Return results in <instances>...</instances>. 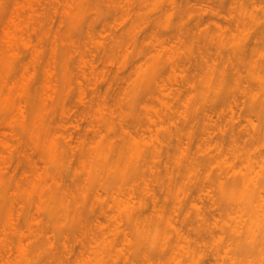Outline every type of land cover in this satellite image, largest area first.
<instances>
[{
    "label": "rangeland",
    "instance_id": "1",
    "mask_svg": "<svg viewBox=\"0 0 264 264\" xmlns=\"http://www.w3.org/2000/svg\"><path fill=\"white\" fill-rule=\"evenodd\" d=\"M138 1L0 0V123L3 125L0 127L2 126L1 128L7 132L5 136V132L3 134L0 131V154L5 156L8 162H4V157L0 156V159L6 166L12 158L10 163L13 166L9 163V167L11 165L14 168L11 172L12 168L7 166L6 171L0 163V167L2 166L0 168V264L247 263V256L239 244L241 239L244 240L245 233L250 238L254 234L257 237L256 229L259 226L257 227L256 211L262 207L261 205L258 208L262 204L259 198L250 202L247 197L254 183L257 182L259 189L264 187V10L255 7L256 9H252L254 11H250L252 6L247 2L241 7L247 9L244 11L238 9L240 14L236 11L237 8L231 11L229 6H226L229 12H224V9L222 14L230 15L227 17H231V20L225 21L226 17L223 18L224 20L217 17L214 19L212 15L210 17L207 9L209 7H206L203 13L201 7L204 6L205 9V6L212 2L207 0L206 2L209 3L206 4L205 0H202L201 2L205 3L203 6L201 3L199 8L203 13L201 19L205 24L210 17L212 19L210 24L213 25L210 26L208 22L206 25L210 30H206V25L201 22L202 27L198 25L200 29L198 28L197 32L203 27L206 28L202 29H205L203 32H206L204 34L201 31L202 35L200 32V35L197 33L196 38L194 34L196 30L194 29L193 33L192 28L194 26L197 28L200 21L195 24L196 19L193 18L194 23L190 16L198 17L196 8L199 0L194 3L197 4L194 8L197 13L194 9L187 12L185 3L184 9L187 13H183L185 10H180L183 0ZM192 2L189 4L191 7ZM226 4L230 5V1ZM261 5L264 6V3ZM234 11L239 14H235ZM189 12L195 15H189ZM206 13L209 16L204 15ZM228 20L233 22L229 23ZM219 22H222L221 27L223 23L230 24V31L225 32L227 28L229 29L226 24L223 26L225 30L221 28L219 31L215 25ZM107 23L112 25L110 24L109 27ZM113 25H116L115 28H112ZM107 26L113 30H107ZM211 27L216 31H213V28L211 30ZM139 29L140 32L137 33ZM181 30L186 33L182 32L185 37L182 36L180 41L173 36L171 41L167 39L171 33ZM190 32L195 38L188 37V34L191 35ZM165 39L171 44L167 40L165 44ZM173 39L176 41L173 42ZM162 41L166 47L158 46ZM197 43L198 46L200 45L199 50ZM254 43L256 52L251 50L254 46L251 49L249 47ZM238 45L242 46V49ZM243 45L249 47L244 49L245 54H243L245 52ZM201 46H206L207 49L205 47V50H202L204 47ZM208 48L209 52H212L208 54L214 53L215 58L219 55L217 61L214 56L209 57L210 55L205 54ZM239 48L244 52L241 53ZM258 48L263 51V55ZM248 50H251L252 54ZM233 53L236 57L239 54L245 57L244 61L242 60L243 64H240L241 67L238 65L240 71L235 75L233 71L235 73L237 70V67L235 68L237 61L234 63L231 58L226 60V57L233 56ZM205 55H208L207 59L211 58L213 62L207 63ZM107 56L110 58V63ZM91 58L94 62L90 64ZM229 61H232V65L228 63ZM83 62L89 63L85 66ZM214 64H217L216 69L211 70L210 67ZM82 66H85V71ZM93 67H96L97 72ZM90 68H93L95 74L101 73V76L106 72L103 74L105 79L99 76L100 74L94 75ZM238 74L239 78H236ZM108 75L109 80L106 77ZM95 76L101 78L97 79ZM210 77L216 86L217 84L220 86L216 97L209 93L208 85L212 82ZM94 81L99 82L93 83ZM108 83H111L110 89L109 86L107 87ZM93 86L96 90L94 92L102 93L100 95L103 98L99 97L101 101L103 99L105 109L100 110L99 107L103 104L99 101L98 95L92 92ZM83 93H87L85 97ZM87 98L92 100L88 101L91 105L84 103ZM80 99H83L82 102ZM236 103H240L239 106ZM88 104L90 107L85 106ZM258 104L263 105L262 109H259ZM171 106L174 107V111L169 108ZM233 106L241 108V110L237 108L240 111L234 108L237 115L233 112ZM167 108L172 113H169ZM68 109L70 111H66ZM81 111L84 113L86 111L92 116H85L86 113H82L84 119ZM248 118L256 124V132L253 131ZM74 119L81 120V124L72 123ZM71 120L74 121L70 123ZM89 121L96 122L100 127L95 123V127L89 125ZM4 123H10V127L7 124L5 129ZM64 123L65 125H62ZM78 123L81 125L80 129L75 127ZM147 125L151 127L149 132L151 129L153 132H144V130L148 131ZM231 127L245 130V133L241 131L244 134L240 133V139L246 140L245 148H249L251 154L255 155V163L251 169L246 168L247 161L240 164L239 160L235 168H232L230 165L234 164L233 155L223 154L220 147L216 150L213 148L218 144L216 139L221 129H224L223 132L221 130V135L224 133L223 143L227 145ZM246 127L249 129H247L248 133L255 134L253 143L249 141L251 133H247ZM90 128L97 129L94 130L95 134L100 133L95 135ZM188 128L187 132L195 129L192 138L194 142L199 139L195 142L198 146L192 143V139L190 144H187L188 133L184 131ZM214 129L216 134L213 133ZM211 132L213 136L215 135L216 141L211 137ZM143 133H146V136ZM147 133L150 135L148 136ZM179 136L183 137L181 140L185 138V143L190 146L188 152L184 148L187 147L184 141L178 144ZM206 136L205 140L210 141L208 144L213 141L217 144L212 143L206 147L207 143L204 141L205 145H203L202 140ZM66 137L71 143L66 141ZM162 139L166 142H161L162 144L157 142ZM164 143L165 146L170 145L165 147ZM174 143L178 145L175 146ZM180 143L181 146L185 144L182 150L179 148ZM159 145V148L162 145L164 148L160 149L161 155L159 153L160 156L155 157L156 160L161 157L158 165L155 158L148 155L146 166L143 164L145 170L141 168L143 173L138 171L133 174L132 170H128L127 162L125 163L128 155L137 152L140 154L143 151L154 152ZM177 146H179L178 150L175 149ZM203 146L207 149L204 150ZM69 148L75 150V153ZM167 149L168 155H166ZM7 150L13 152L11 156L8 155L9 160L6 157ZM207 150L214 153L210 154ZM183 152L188 155L185 157ZM205 152L209 155L206 156ZM16 154L17 156L19 154V158ZM119 154L123 156L122 161L125 160L124 164L122 162L123 166H120L121 170L123 167V171L115 167L117 163L121 164V161L118 162L122 157L118 158ZM109 156L115 164H110L111 161L107 163ZM166 160L167 162H164ZM152 163L154 165L151 166ZM164 163L172 169L170 174L173 178L169 183L170 175ZM109 166H114L112 168L120 171L115 173L114 169L116 175L119 173L118 176L113 174L116 177H111L113 170H109ZM241 174H245V178L249 179L251 184L247 186L242 183L234 184L235 189L231 188L230 184L220 186L221 181L229 183L234 177L241 178ZM59 183L67 189L66 198L63 197L65 190L58 186ZM132 187L135 189V194ZM126 188L132 191L128 192ZM119 189L125 192L127 190V197L123 196L126 198L120 199L117 195ZM151 191L156 193H152L155 195L152 199L155 198V202L159 199L156 206L154 201L151 202ZM54 195H58V200L53 199ZM95 195L102 199L105 211L110 210L109 212L114 214H109L110 216L117 215L111 216L112 222L113 218L114 220L118 218V221L115 220L118 224L123 222L125 230L127 229L126 235L122 227L118 232L115 230L116 222L114 221L113 224L110 218L104 221L105 224L112 226L109 227L111 229L106 226L109 232H101L103 238L101 234L98 238V234L95 233L97 230L93 231L95 235L90 234L87 227H91L99 213V207L97 209L96 206L100 200L97 201ZM131 195L132 198L135 197L132 199ZM61 196L65 199L64 203L68 200L66 206L71 203L67 211L63 208L65 204L61 202ZM129 197L132 199L131 202L128 201ZM82 198L87 203H83L84 200L80 202ZM179 200L183 206L175 211L179 213L176 214L178 223L173 217L175 215L173 210L176 206L180 207ZM76 201L80 202V206L81 203H94V210L90 212L87 208V211L84 212L83 209V213L78 214L76 211L80 206L76 203L75 208H72ZM59 202L63 205L60 206ZM254 202H257L256 206ZM107 211L106 214L104 213L105 218L110 217ZM77 216L81 217L80 220ZM171 218L178 223L173 224L174 226L183 227L181 230L183 234H186L184 231L188 232L187 238L177 239L175 230L172 232L168 224ZM100 219L103 220V216ZM206 227L211 231L206 232ZM197 229L201 230V233L196 232ZM115 232L122 233L121 236L126 240L119 238L120 235ZM114 233L118 238H114L117 237ZM104 234L109 237H105ZM110 234H113L112 238ZM75 236H79L76 237L78 240L74 239ZM80 237L86 243L85 247L81 245L82 249L85 248L83 250L78 246ZM195 237L197 242L193 243ZM104 238L111 241L105 242L107 239ZM183 238L186 240L184 241ZM67 240H71L74 246L71 247V243L67 244ZM75 241L79 244L77 242L76 245ZM163 243L166 244V250L164 254H160L159 247ZM254 258H259L256 260L257 264L259 261L264 264V248L262 254L255 253Z\"/></svg>",
    "mask_w": 264,
    "mask_h": 264
},
{
    "label": "bare ground",
    "instance_id": "2",
    "mask_svg": "<svg viewBox=\"0 0 264 264\" xmlns=\"http://www.w3.org/2000/svg\"><path fill=\"white\" fill-rule=\"evenodd\" d=\"M140 1H142V0H140ZM189 1H190V0H189ZM189 1H188V0H186V1L183 0V1H182V2H183V3H182L183 6L180 5V7H181V6H182V7H181V9H180V8H179V9H180L181 11H183L182 9H184V7H185L186 5H187V6H186V8H187V9H186L187 12L190 11V10H193L194 8H196V5H197V4H194V3L198 2V1H197V0H191L190 2H189ZM192 1H194V2H192ZM201 1H202V0H199L200 5H199V3H198V5H197V8H198V9L196 8V10H197L198 13H199V15H197V16H198L197 18L194 16L195 14H191V12L188 13L189 15L194 16V17H191V16H190V18H192V22L195 23V21H194L195 19H196V23H195V24L199 23V21H200V24H197V26L199 25L200 28L202 27V26H201V22H203V20H202L201 18H202V16H203V13L206 11V7H209V8H207V9H208V11H209V13H210V14H209L210 17H211V15H212V18L214 17V19H215V17H217V18L222 19V20H224L223 18L226 17L225 21H227V19H230V20H231V17L228 18L230 15H229V16H228V15L224 16V15L222 14V11H224V9H225L224 12H227V11H228V7H226V6H229V8L231 9V11H233V10H235V8H237L236 11L239 12V11H238L239 8H240L242 11H244L245 9H247V8H241V7H242L245 3L247 4V2H249L248 4L252 6V7H251V6H248L249 8L251 7V9H249L250 11H251L252 9H256L257 7H258V9H260V10H261V9L264 10V6L261 5V3H264V0H211V1H210V2L215 3V4H212V3L207 4V3H209V2H206L207 0H205V2H206V4H207V5L205 6V9H204V6H203V3H205V2L203 1V3H202ZM208 1H209V0H208ZM229 1H230V5H229V4H226V2L228 3ZM137 2H139V1L137 0ZM188 2H189V3H188ZM191 2H192V4H193L192 7H191V5H189ZM184 3H185L186 5H185ZM187 3H188V4H187ZM201 3H202V6H203V7H201V8L203 9V13H201L202 9H201V11H199V10H200L199 8H200V6H201ZM184 5H185V6H184ZM237 5H238V6H237ZM188 6H189V7H188ZM194 6H195V7H194ZM245 6H246V5H245ZM260 6H261V7H260ZM262 6H263V7H262ZM190 7H191L192 9H191ZM246 7H247V6H246ZM255 7H256V8H255ZM259 7H260V8H259ZM240 9H239V10H240ZM123 10H124V9H123ZM180 10H178V11H180ZM184 10H185V9H184ZM186 10H185L183 13H185ZM196 10L194 9V12H195ZM124 11H126V9H125ZM124 11H123V12H124ZM181 11H180V12H181ZM197 11H196V13H197ZM236 11H234V13H235ZM252 11H254V10H252ZM255 11H256V10H255ZM187 12H186V13H187ZM224 12H223V13H224ZM228 12H229V11H228ZM228 12H227V13H228ZM169 13H170V12H169ZM181 13H182V12H181ZM183 13H182V14H183ZM192 13H193V11H192ZM231 13H232V12H231ZM239 13L241 14V12H239ZM239 13H235V14H239ZM242 13H243V12H242ZM247 13H248V11H247ZM171 14H172V13H171ZM182 14H181V15H182ZM245 14H246V13H245ZM245 14H243V15H245ZM251 14H252V12H251ZM169 15H170V14H169ZM185 15H186V14H185ZM189 15H188V17H189ZM204 15L209 16L208 13H206V14H204ZM182 16H183V15H182ZM186 16H187V15H186ZM186 16H185V18H186ZM207 16L204 17L205 20H206ZM227 16H228V17H227ZM250 16L252 17V15H250ZM210 17H209V18H210ZM232 17H233V15H232ZM237 17H238V15H237ZM183 18H184V16H183ZM193 18H195V19H193ZM209 18H208V19H209ZM235 18H236V15H235ZM208 19H207V20H208ZM214 19H213V20H214ZM219 19H217V22H218ZM187 20H189V19L187 18ZM187 20H186V22H187ZM207 20L205 21V24H204V22H203L202 24H204V25L207 24V25H208V22H209V25L212 26L213 24H212V23L210 24V20H212V19L210 18L208 21H207ZM230 20H228L229 23H230V22L232 23L233 20H234V17H233V20H232V21H230ZM235 20H236V19H235ZM238 20H239V19H238ZM215 21H216V20H215ZM206 22H207V23H206ZM211 22H212V21H211ZM236 22H238V21L236 20ZM187 23H188V22H187ZM194 23H192V24L195 25ZM219 23H220V24H219ZM219 23H216L215 25H217V27L219 28V31H220V29L223 28V26H225L226 23H225V24L223 23V26H222V27H221V23H222V22H219ZM110 24L112 25V23H110ZM110 24L107 23L108 26H109ZM234 24H235V23H234ZM193 25H192V26H193ZM204 25H203V26H204ZM207 25H206V28H207ZM227 25H228L229 29L226 27L227 30H225V29H224L225 27H224L223 29L225 30V32H227L228 30L230 31V27H231V25H230V24H226V26H227ZM229 25H230V26H229ZM108 26H107V30H113V29L108 28ZM114 26H116V25H113L112 28H113ZM199 26H198L197 28H194V27H196V26H194V27L192 28L193 30H194V29L196 30V32H195V30L193 31V33L195 32L194 34H196V36H195L196 38L198 37V36H197V33H198V35H200V34L202 35V33L205 34V32H206V31L203 32V31L206 29L205 27H203V28H205V29L202 30V29H203V28H202V29H201L202 33H201V31H199V32H200V34H199V32H197ZM232 26H233V25H232ZM236 26H238V25H236ZM109 27H110V26H109ZM114 28H115V27H114ZM200 28H199V29H200ZM212 28H213V27H211V30H212ZM188 29H189V28H188ZM192 29H190V30H192ZM208 29H209V26H208V28H207L206 30H208ZM144 30H145V28H144ZM144 30H143V31H144ZM209 30H210V29H209ZM214 30H215V28H213V31H214ZM224 30H223V32H224ZM187 31H188V30H187ZM215 31H216V30H215ZM139 32H140V29H139V31H138L137 33H139ZM182 32H184V30H183V31H182V30H181V31H178V32H176V33H175V32H174V33H171V34H174V35H171V34H170V37H168L167 39H169V40L171 41V37L173 36V38H176V37L179 38L178 41H180V39H182L183 37H185V36H183ZM208 32H209V31H208ZM221 32H222V30H221ZM184 33H186V32H184ZM187 33H188V32H187ZM190 33H191V35L188 34V37H194V34H193V36H192V32H190ZM216 33L219 34V32H216ZM221 34H222V33H221ZM137 35H138V34H137ZM185 35H186V34H185ZM189 35H190V36H189ZM182 36H183V37H182ZM165 37H166V36H165ZM186 37H187V36H186ZM195 37H194V38H195ZM177 38H176V39H177ZM167 39L164 40L165 44H166L167 41L170 42V41L167 40ZM176 39H175V40L173 39V42H175ZM263 39H264V38H263ZM166 40H167V41H166ZM263 41H264V40H263ZM263 41H261V42H263ZM164 42H163V41L160 42V44H159L158 46H161V45H164V46H165ZM254 42H255V41H254ZM161 43H163V44H161ZM168 44H169V43H168ZM170 44H171V42H170ZM174 44H175V43H174ZM174 44H172V45H174ZM204 44H205V43H204ZM204 44H203V45H204ZM262 44H263V43H262ZM25 45H27V43H26ZM206 45H207V43H206ZM255 45H256V44L254 43V45L249 46V47H250V49H251V48L254 46L253 49H251V50H254V51L256 52ZM263 45H264V44H263ZM263 45H261V46H263ZM199 46H200V45H199ZM199 46H198V43H197V48H198ZM243 46H244V45H243ZM261 46H258V47L262 49ZM162 47H163V46H162ZM165 47H166V46H165ZM202 47H204V49H202V50H205V47H206V46H201V48H202ZM208 47H210V46H208ZM238 47H240V48L242 49V46L238 45ZM246 47H247V45H245V46L243 47V50H244ZM249 47H247L246 49H248ZM160 48H161V47H160ZM240 48H239V49H240ZM254 48H255V49H254ZM259 48H258V49H259ZM206 49H207V47H206ZM241 49H240V52L243 53V52L245 51V52L243 53V54H245V53H246V50L243 51V50H241ZM261 49H259V50L262 52V54H261L260 51H259V52H260L261 55H263V51H262ZM263 49H264V48H263ZM198 50H199V48H198ZM251 50H250V51L248 50V51L252 54ZM242 51H243V52H242ZM201 52H202V51H201ZM219 52H220V51H218L217 53L219 54ZM203 53H204V51H203ZM203 53H201V54H203ZM208 53H210V52H209V48H208V51L205 52V54H208ZM211 53H212V52H211ZM211 53H210V54H211ZM210 54H208V55H210ZM213 54H214V53H213ZM213 54L210 55L209 57L214 56ZM243 54H239V55L236 57V54L233 53V56L231 55V57H228V56L226 57V60H227V58H228V60H230L229 58H231L232 61L234 60V63H235V61H237L236 65H235V68L237 67V70H235V73H234V71H233V74H234V75L237 74L238 71H240V67H241L240 64H241V63L243 64V61H244L243 59L245 58ZM247 54H248V52H247ZM247 54H246V55H247ZM203 55H204V54H203ZM208 55H205V57L208 56ZM227 55L230 56V54H227ZM242 55H243V57H242ZM246 55H245V56H246ZM93 56H94V52H93ZM218 56H219V55H216V58H217V59H218ZM246 57H247V56H246ZM260 57H261V56H260ZM260 57H259V58H260ZM107 58H109V56H107ZM212 58H213V57H212ZM214 58H215V56H214ZM216 58H215V60H216ZM210 59H211V58H210ZM210 59H209V58L207 59V57H206L207 63H210V62L212 63V62H213V61L210 60ZM240 59H241V61H240ZM92 60H93V59L91 58V62H90V64H91L92 62H94V60H93V61H92ZM242 60H243V61H242ZM245 60H246V59H245ZM260 60H262V59H260ZM260 60H259V61H260ZM89 61H90V60H89ZM96 61H97V60H95V62H96ZM209 61H210V62H209ZM216 61H217V60H216ZM232 61H229L228 63L231 64ZM110 62H111V61H110V58H109V63H110ZM214 62H215V61H214ZM253 62H254V61H253ZM255 62H258V61H255ZM260 62H262V61H260ZM260 62H259V63H260ZM88 63H89V62H87V64H88ZM216 63H217V62H216ZM234 63H233V64H234ZM83 64L85 65L86 63L83 62ZM87 64H86V65H87ZM254 64H256V63H254ZM261 64H262V63H261ZM261 64H260V65H261ZM86 65H85V66H86ZM93 65H95V64H92V66H93ZM216 65H217V64H216ZM216 65H215V64H214L213 66L211 65L210 69H211V70L216 69ZM231 65H232V64H231ZM238 65L240 66L239 68H238ZM257 65H258V64H257ZM85 66H84V67L82 66V69L84 68L83 71H85ZM92 66H90V67H92ZM95 66H97V63H96ZM207 66H208V65H207ZM93 68H94V67H93ZM93 68H90V69L93 70ZM97 68H98V67H97ZM207 68H208V67H207ZM94 69H95V72H97V71H96V67H95ZM236 71H237V72H236ZM91 72H92V71H91ZM85 73H86V72H85ZM102 73H103V72H102ZM105 73H106V72H104L103 74H105ZM239 73H240V72H239ZM93 74H94V75H96V74H100L99 76H101V73H96V74H95V73H94V70H93ZM103 74H102L101 77H103V79H105V76H104ZM107 74H108V73H107ZM99 76H98V78H101V77H99ZM108 76H109V75H108ZM108 76H106L107 79H108V78L110 79V76H109V77H108ZM95 77H96V76H95ZM237 77L239 78V74H238V76H236V78H237ZM96 78H97V77H96ZM98 78H97V79H98ZM212 78H213V77H212ZM107 79H106V80H107ZM109 79H108V80H109ZM209 79H210L212 82H214V81L211 79V77H210ZM209 79H208V80H209ZM99 80L103 81L102 79H99ZM106 80H104V81H106ZM97 82H99V81H94L93 83H97ZM108 82H109V81H108ZM208 82H209V81H208ZM208 82H207V84L210 83L211 85H208V86L210 87V90H209V87L206 86V87H207V90H209V93H211V94H210L211 96L216 97L217 94H218V92H219V89H220L219 84H217V86H216V85H215V82H214V83H212V82H209V83H208ZM93 85H96V84H93ZM109 85L111 86V83H110V84L108 83L107 87H108ZM96 86H98V84H97ZM110 86H109L108 89H110ZM95 88H97V87H95ZM98 88H99V87H98ZM217 88H218V89H217ZM81 90H82V89H81ZM92 90H93V91H92L93 93H96V92H94V90H95V89H94V86H93ZM162 90H163V89H162ZM84 91H85V90H84ZM95 91H96V90H95ZM98 91H99V89H98ZM98 91H97V92H98ZM81 92H83V91H81ZM85 92H86V91H85ZM107 92H108V91H107ZM168 93H170V92H168ZM83 94H84V97H85V94H87V93H83ZM83 94H81V95H83ZM96 94L98 95V97H99V96H100V97L102 96V95H100V94H102L101 92H100V94H99V93H96ZM166 94H167V93H166ZM86 96H87V95H86ZM84 97H83V96H80V98H84ZM91 97H93V96H91ZM91 97H90V99H91ZM98 97L96 96L97 99H98ZM100 97H99L100 100L98 99L99 101H101V98H100ZM102 98H103V96H102ZM84 99H85V98H84ZM87 99H88V98H87ZM87 99H86V100H87ZM92 99H94V98H92ZM82 100H83V99H80L81 102H82ZM86 100H84V103H89V104H90L91 102H88V101H92V100H89V99H88L87 102H85ZM99 101H97V103H100ZM166 102H167V101H166ZM101 103H102V104L104 103V102H103V99H102ZM89 104H88V105H89ZM102 104H101V105H102ZM236 104L239 106L240 103H239V104L236 103ZM88 105H85V106H86V107H90L91 104H90L89 106H88ZM166 105H167V104H166ZM168 105H169V104H168ZM237 105H236V106H237ZM103 106H104V108H103ZM172 106H173V105H172ZM172 106L169 107V108H172V111H174V107H172ZM210 106H211V105H210ZM261 106H263V105H262V104H260V105L258 104L259 109H262ZM144 107H146V106H144ZM197 107H198V106H197ZM197 107H196V108H197ZM211 107H212V106H211ZM231 107H232V106H231ZM99 108H100V110H102V109H105L106 107H105V105L103 104V105L100 106ZM101 108H102V109H101ZM131 108H132V105H131ZM169 108H167V109H168L167 111H169ZM196 108H195V110L197 111ZM234 108H236V107L233 106V110H234ZM237 108H239V109L241 110L240 107H237ZM237 108H236V109H237ZM70 109H71V108H70ZM231 109H232V108H231ZM239 109H237V111H238ZM240 110H239V111H240ZM66 111H70V110L68 109V110H66ZM172 111H171V112L169 111V113H172ZM230 112H231V111H230ZM233 112H234V114L237 115L236 110H234ZM65 113H68V112H65ZM80 113L82 114V113H84V112L81 111ZM80 113L78 112V114H77V115H79V116H78L79 119H80ZM85 113H86V111H85ZM85 113H84V114H85ZM68 114H69V113H68ZM87 115H88V114L86 113L85 116H87ZM68 116H69V115H68ZM68 116H67V117H68ZM81 116L84 117L83 114H82ZM88 116H90V115H88ZM91 116H92V115H91ZM91 116H90V117H91ZM234 116H235V115H234ZM231 117H233V116L231 115ZM238 117H239V116H238ZM235 118H237V117H235ZM76 119H77V118H76ZM76 119H74L76 122H75L74 120H71L70 123H71L72 121H74V122H72V123H77V122L80 123L81 120H82L83 118H81L80 121H77ZM84 119H85V117H84ZM86 119H87V117H86ZM248 119H249V118H248ZM89 120H91V119H89ZM249 120H250V124H251V126H252V128H253V131L256 132V124L254 123V121H251V119H249ZM150 121H151V120H150ZM152 121H154V120H152ZM247 121H248V120H247ZM89 122H90L89 125L92 124L94 127H95L94 123L97 124L96 122H93V121H89ZM91 122H92V123H91ZM79 123L76 124V125H78V126H75L74 124H72V126H75L77 129H80L79 127H81V125H79ZM5 124H6L5 129L7 128V124H8V127H10V123H4V126H5ZM80 124H81V123H80ZM0 125H2V123H0ZM62 125H65V123L62 124ZM92 125H91V126H92ZM149 125H151V124L149 123ZM149 125H147V126H148V131H147V130H144V132H145V131L148 132V133H150L151 131L153 132V129H151V131L149 132V129L151 128ZM2 126H3V125H2ZM2 126H1V127H2ZM93 126H92V128H94ZM96 126H98V124H97ZM151 126H152V125H151ZM192 126H193V125H192ZM192 126H190V127L193 128ZM1 127H0V131H1L3 134H4V132H5L4 135L6 136V133H7L6 130L4 131L3 128H1ZM65 127H66V126H65ZM65 127H63V128H65ZM89 127H90V126H89ZM98 127H100V126H98ZM98 127H97V128H98ZM149 127H150V128H149ZM190 127H189V128H190ZM237 127H238V126H237ZM76 128H74V130H77ZM92 128H90L91 130L89 129L91 132H93V131L95 130V129H92ZM189 128L186 129V130L184 131L185 133H188V134H187V135H188V137H187L188 139H187V140H188L189 142L186 140L187 144H190V140H191V139H192V143L194 142L192 137H193V134H194L195 129H194V131H191V130H190L189 132H187V130H189ZM243 128H244V127H243ZM1 129H2V130H1ZM146 129H147V127H146ZM240 129H242V127H241ZM245 129H246V131H247V133H248V130H249V129H248L247 127H246ZM247 129H248V130H247ZM64 130L66 131V129H64ZM210 130H211V129H209V132H210ZM221 130H222V132H223L224 129H221ZM221 130H220L219 137H217V139H216V140H218V144H217V142H214V141L208 144V142H210V141H208V140L206 141V140H205V139H207V136H208V133H209V132L207 131V136H206V138H204V140H202V142L204 143L203 145H205V142L208 144V145L206 144V147L209 146V145L212 144V143H213V144L215 143V145H216V144H217V145H216V147H213L214 150H216L217 147H218V148L220 147V148H221V151H223V154H232L233 157H234V164H231V165H230V166H232V168H235L234 166H235V164L237 163V161L239 160V161H241L240 164H243L244 161H247V162H248V166H246V168L251 169V168L254 166V163H255V158H254L255 155H252V154H251L249 148H247V147L245 148V144H244V143H245L246 140H243V139H242V140H243V142H242V140L240 139V137H241V136H240V133L244 134V133H245V132H244L245 130L242 129L243 132H244V133H243V132H241L242 130H237L236 127H235V128H234V127H231V133L229 134L230 139L228 140L227 145H224V143H223V140H222V139H223V135H224V133H222V135H221ZM95 131H97V129H96ZM95 131L93 132L94 134H95ZM98 131H99V129H98ZM100 131H101V130H100ZM237 131H238L239 135H238ZM78 132H79V130H78ZM78 132H77V133H78ZM195 132H196V131H195ZM10 133H11V132H10ZM65 133H66V132H65ZM93 133H92V134H93ZM97 133H98V132H96V134H97ZM99 133H100V132H99ZM99 133H98V134H99ZM148 133H147V135L149 136L150 134H148ZM185 133H184V134H185ZM211 133H212V132H211ZM211 133H210V134H211ZM213 133L216 134V133H215V129L213 130ZM213 133H212L211 137L214 138L215 135L213 136ZM250 133H251V136H250V140H249V141H251V143H253V140L255 139V134H254V132H250ZM250 133H248V134H250ZM12 134L14 135L15 133H12ZM66 134H67L68 136L70 135L68 132H67ZM94 134H93V135H94ZM96 134H95V135H96ZM143 134H144V133H143ZM242 134H241V135H242ZM127 135H128V134H127ZM144 135L146 136V133H145ZM151 135H152V134H151ZM185 135H186V134H185ZM185 135H184V136H185ZM11 136H12V135H11ZM242 136H243V135H242ZM9 137H10V136H9ZM179 137H180V138H179ZM179 137H177V140H179V141H178V144H179L180 141H184V143H185V140H184L185 138H184L183 140H181L183 137H182V136H179ZM181 137H182V138H181ZM195 137H196V136H194V138H195ZM211 137H210V135H209V138H211ZM66 138H67V137H66ZM72 138H73V137H72ZM143 138H145V137H143ZM209 138H208V139H209ZM213 138H211V140H213ZM219 138H220V139H219ZM248 138H249V137H248ZM67 139H68V138H67ZM67 139H66V141H67V142L69 141V143H71V142H70L71 140H69V139L67 140ZM170 139H171V138H170ZM244 139H245V138H244ZM153 140H154V139H153ZM156 140H158V139H156ZM166 140L168 141V139H166ZM171 140H172V139H171ZM177 140H176V143H177ZM209 140H210V139H209ZM214 140H215V138H214ZM216 140H215V141H216ZM240 140H241V141H240ZM73 141H74V140H73ZM169 141H170V140H169ZM169 141H168V142H169ZM198 141H199V139H198ZM198 141H195V142H198ZM204 141H205V142H204ZM249 141H248V142H249ZM157 142H158V143H161V142H166V141H165V139H164V140L162 139L161 141L159 140V141H157ZM170 142H171V141H170ZM195 142H194V143H195ZM69 143H67V144H69ZM176 143H174L175 146L178 145V144H176ZM181 143H182V142H181ZM181 143H180V147L177 146V147H175V149L177 148V150H178V147H179V148H181V150H182V146H184L186 143H185V144L183 143L184 145L182 144V146H181ZM192 143H191V148H192ZM199 143H200V145L202 146L201 141H200ZM6 144H7V143H6ZM6 144H4V145H6ZM161 144H162V143H161ZM168 144H169V143H168ZM187 144H186L187 147H184V148L187 149L186 152H188V150H189L188 147H190V146L187 145ZM4 145H3V146H4ZM7 145H8V144H7ZM7 145H6V146H7ZM12 145H13V144H12ZM69 145H71V144H69ZM163 145L165 146V143H164ZM163 145L161 146V148H159V147H160V145H159L158 148L156 149V151H154V152H153V151H149V152H145V151H143V152H141L140 154H139L138 152H137V153H131L130 155H128V159H126V161H125V160L122 161L123 156L119 154V155H117V156H119L118 158H120V157L122 156V157L120 158V160H119V159H118L119 161H118L117 159H113V160H115V161L117 160L118 162L121 161V164H120V163H117V165H115V167H119V169H120V168H121L120 166H123V165H122V162H123V164H124V161H125V163L127 162L128 170H129V171L132 170V173H133V174L136 173V172H138V171H140L141 173H143V171L145 170L144 168H146V167L143 168V164H144V166H146L145 164L147 163L146 156L151 155V156H153V158H155V157H157V156H160V155H161V153H160L161 150H160V149H162V147L164 148ZM166 145H167V144H166ZM169 145H170V144H169ZM169 145H167V146H169ZM195 145L198 146V144H196V143H195ZM200 145H199V150H201V149H200ZM71 146H73V145H71ZM74 146H75V145H74ZM167 146H165V147H167ZM197 146H196V149H197ZM213 146H214V145H213ZM11 147H12V146H11ZM11 147H10V148H11ZM173 147H174V145H173ZM204 147H205V146H203L202 148L204 149ZM4 148L6 149V147H4ZM8 148H9V146H8ZM8 148H7V149H8ZM12 148H13V147H12ZM71 148L73 149V148H75V147H71ZM191 148H190V149H191ZM208 148H209V147H208ZM210 148H211V147H210ZM218 148H217V149H218ZM69 149H70V148H69ZM206 149H207V148H206ZM206 149H204V150H206ZM164 150H165V149H164ZM179 150H180V149H179ZM181 150H180V151H181ZM2 151H3V150H2ZM7 151H8V154H6V157H7V159L9 160V158H8L9 156H8V155L11 156V152H12V151H10V150H7ZM9 151H10V153H9ZM13 151H14V149H13ZM70 151H72V150L70 149ZM74 151H75V150H74ZM74 151H72V152H74ZM162 151H163V150H162ZM183 151H185V149H183ZM191 151H192V150H191ZM207 151L209 152V150H207ZM166 152H167L166 155H168V154H169L168 149H167ZM181 152H182V151H181ZM193 152H194V151H193ZM195 152H196V151H195ZM197 152H198V151H197ZM211 152H213V151H211ZM211 152H209V153L211 154ZM215 152H216L215 154H217V151H215ZM12 153H13V152H12ZM74 153H75V152H74ZM159 153H160V155H159ZM209 153L205 152V155H206V154L209 155ZM213 153H214V152H213ZM213 153H212V154H213ZM219 153H220V149H219V151H218V154H219ZM184 154H185V155H184ZM220 154H221V153H220ZM220 154H219V155H220ZM1 155H2V154H0V156H1ZM183 155L186 157V156L188 155V153L183 152ZM183 155H181V156L184 157ZM16 156H17V154H16ZM111 156H112V155H111ZM111 156H109V158H108V160H107V163H109V162L112 160V159L110 160V157H111ZM206 156H207V155H206ZM211 156H212V155H211ZM211 156H208V157H211ZM2 157L5 158V156H1V158H2ZM70 157H72V156L70 155ZM17 158H19V154H18ZM114 158H116V157H114ZM158 158H159V157H158ZM11 159H12V158H10V160H11ZM5 160H6V158H5ZM5 160H4V162H8L7 160H6V161H5ZM10 160H9V163L11 162ZM18 160H19V159H18ZM68 160H69V159H68ZM155 160H156V158H155ZM160 160H161V157H160V159L156 160L157 162H156V161H154V162H156L157 165H158V163H159L158 161H160ZM2 161H3V160L0 159V163H1ZM18 162L20 163V160H19ZM164 162H167V160L164 161ZM2 163H3V162H2ZM2 163H1V165H2L5 169H6L7 166H8L7 168H10V167H11V168H12V169H11V172H12V170L14 169V168L12 167L13 164L10 163L12 166L10 165V167H9V163H8V165H6V166H4L5 163H3L4 165H3ZM19 163H18L17 166H19ZM112 163L115 164L114 161H113V162H112V161L110 162V164H112ZM160 163H161V162H160ZM6 164H7V163H6ZM110 164H109V165H110ZM118 164H120V165H118ZM164 164H165V163H164ZM152 165H154V163H152L151 166H152ZM166 165H167V163L165 164V167H166L165 169H167V171H169V172H167V173L170 175V176H168V183H169V182L172 180V178H173V176H171V174H170V173H172V172H170L172 169L170 168V166H168V165L166 166ZM2 166H1V167H2ZM124 166H126V165H124ZM151 166H149V167H151ZM1 167H0V168H1ZM112 167H114V166H112ZM112 167L109 166V168H110L109 170H113V172L110 171L109 174H111V172H112L111 177L114 178L113 176H115V175H116L115 173L118 172L119 170L116 171V168H112ZM4 168H2V169H4ZM111 168H112V169H111ZM125 168H126V167H125ZM141 168H143V169H142L143 171L141 170ZM114 169H115V173H114ZM117 169H118V168H117ZM126 169H127V168H126ZM8 170H9V169H8ZM107 170H108V168H107ZM109 170H108V172H109ZM120 170H121V169H120ZM124 170H125V169H124ZM128 170H127V172H128ZM6 171H7V169H6ZM13 171H14V170H13ZM121 171H123V167H122V170H121ZM1 172H5V171L1 170ZM119 172H120V171H119ZM125 172H126V171H125ZM5 173H7V172H5ZM129 173H130V172H129ZM141 173H140V174H141ZM109 174H108V175H109ZM113 174H115V175H113ZM118 174H119V173H118ZM118 174H117L116 176H118ZM123 174L125 175V173H123ZM126 174H127V173H126ZM13 175H14V174H13ZM241 175H242L241 178L234 177V178L231 179V181H230L229 183H226V182H224V181H221V182H220V186L223 187V186H225V185L227 186L228 184H230L231 188H234V189H235V185H234V184L242 183L243 185H246V186L249 185V184H251V181H250L249 179H246V178H245V174H241ZM116 176H115V177H116ZM122 176H123V175H122ZM109 177H110V175H109ZM61 184H62V183H61ZM61 184L59 183L58 186H60V188L64 189V187H62ZM105 185H106V184H105ZM167 185H170V184H167ZM258 187H259V186H257V182L254 183V184L252 185L251 193H250V195H248V197H247V199H249L250 202H253L252 200H254V199H256V198H259V200H261V202H262V204H260V202L258 203V206H259V204H260L259 207L257 206L258 208H260L261 205H262L261 209H259L258 211H256V212H257V213H256V214H257V220H256V221H258V223H257V227L259 226V228L256 229L257 232H258V234H257V237H255L256 234H254V235L250 238V236H249L248 234L245 233V238H244V240L241 239V243L239 244V245H241L242 250L245 252V254H246V256H247V263H246V264H257V261H256V260H259V258H254V254H255V253L262 254V251H263V248H264V187H262L261 189H259ZM119 188H120V187H119ZM130 188H131V187H130ZM130 188H126V189H128V192H129V191H132V189H134V188L132 187V189L130 190ZM231 188H230V189H231ZM97 189H98V188H97ZM97 189H96V190H97ZM147 189H148V188H147ZM64 190H65L64 195H63V194H62V195H63L64 198H66V191H67V189L65 188ZM99 190H100V188H99ZM149 190H152V189L149 188ZM232 190H233V189H232ZM232 190H231V191H232ZM255 190H256V191H255ZM97 191H98V190H97ZM119 191L121 192V195H122V196L120 195V192H117V195L120 197V199H121V197H122V198H126V197H127V193H128L127 190H126L127 193L125 192V190H120V189H119ZM133 191H134V194H135V189H134ZM123 192H125V194H124ZM153 192H154V191H151L150 193L152 194ZM96 193H97L98 196H99V193H98V192H96ZM118 193H119V194H118ZM97 194H96V195H97ZM129 194H131V192H130ZM151 194H150V195H151ZM154 194H156V193L154 192ZM206 194H207V193H206ZM96 195H95V197H96ZM124 195H126V197H123ZM207 195H208V194H207ZM57 196H58V195H57ZM57 196L54 195V196H53V199L56 200ZM201 196H203V195H201ZM63 197L61 196V198H62V199H61V200H62L61 202L64 203V200H65V199H63ZM130 197L132 198V195H131ZM130 197L128 198V201L131 199ZM134 197H135V196H134ZM134 197H133V198H134ZM153 197H155V195L152 194L151 197H150V198H151V202L154 201V199H155V198L152 199ZM157 197H158V196H156V198H157ZM59 198H60V196H59ZM133 198H132V199H133ZM97 199L100 200V202L97 203V204L100 205V206H98V205L96 206L97 209H98V207H99V209H98L99 213H98V215H96V217L94 218V220H93V224L91 225V227L89 228V226H88L87 228L89 229L90 234L95 235V233H96V235L98 234V236H99V237L97 236L98 238H100V234H101V238H103L104 236H103L102 233L106 232V231H107L106 228H107V227L109 228L110 225H111V224L108 225V223L105 224L104 221L106 222L107 219L110 218V219H111L110 221L112 222V217H116L117 215L115 214V216H112V215H114V214L111 213V212H109L110 210H109V211L106 210V211H107V215L110 216L109 214H112V215H111L112 217L110 216V217H108V218H105L106 215H104V213H105L106 211H105V209H104V207H103L104 204H102V201H101L102 199H100V197H96V200H97ZM132 199H131V200H132ZM57 200H58V198H57ZM81 200L83 201L84 198L80 199V202H81ZM103 200H104V202H105V199H103ZM131 200H130V202H131ZM155 200H156V199H155ZM180 200H181V199H180ZM180 200H179L180 204H178V205H180V207L176 206L175 209L173 210L174 213H175V211L178 210L177 208H181V206H183V205L181 204V201H180ZM257 200H258V199H257ZM67 201H68V200H67ZM67 201H65V203H64L65 206H66V204H67ZM97 201H98V200H97ZM137 201H138V200H137ZM255 201H256V200H255ZM57 202H58V201H57ZM80 202L77 203V201H76V202L74 203V205H73L72 208H75L74 206L76 205V203L79 205ZM84 202L87 203L86 200H84L83 203H84ZM134 202H136V201H134ZM138 202H139V201H138ZM156 202L158 203V202H159V199H158ZM156 202H155V201L153 202L154 205L156 204ZM257 202H258V201H257ZM257 202H256V203H257ZM59 203H60V202H59ZM83 203H81L82 206L79 205L80 208H79L78 210L75 209V210H77L76 212H77L78 214H82V213H83V212H82L83 209H84V212L87 211V208H88V211H90V212H91L92 210H94V203H93V204H90V203H88V204H83ZM153 203H152V206H153ZM256 203L254 202L255 206L257 205ZM69 204L71 205L70 202H69ZM69 204H68V206L70 207ZM136 204H137V203H136ZM140 204H142V203L140 202ZM62 205H63V204L60 203V206H62ZM85 205H87V207H86ZM89 205H90V206H89ZM137 205H139V204H137ZM65 206L63 207L65 210H66L67 208H69L68 206H66V208H65ZM155 206H156V205H155ZM155 206H153V207H155ZM142 207H143V205H142ZM257 207H255V208H257ZM76 208H78V206H77ZM85 208H86V209H85ZM155 208H156V207H155ZM173 208H174V207H173ZM197 208H198V207H197ZM258 208H257V209H258ZM176 209H177V210H176ZM155 210H158V209H155ZM66 211H67V210H66ZM111 211H112V210H111ZM108 212H109V213H108ZM179 212H180V211H179ZM177 213H178V212H176L175 215H174L173 217H175V220H177L176 222L179 223V221H178L179 219L176 217V216H177V215H176ZM105 214H106V213H105ZM178 214H179V213H178ZM197 214H198V212H197ZM102 216H103V218L106 219V220H104V219L101 220L100 218H101ZM80 218H81L80 216H77V219H78V220H80ZM176 218H177V219H176ZM117 219H118V218H117ZM117 219H115V220H117ZM199 219H200V218H199ZM199 219H198V220H199ZM201 219H202V218H201ZM201 219H200V220H201ZM115 220H114V218H113V222H112L113 224H115V223H114ZM119 220H120V219H119ZM136 220H137V218L135 219V221H136ZM117 221H118V220H117ZM181 221H182L181 223H183V220H181ZM185 221H186V220H185ZM259 221H260V222H259ZM108 222H109V221H108ZM115 222H116V221H115ZM109 223H110V222H109ZM121 223H122V224H118V222H116L117 225L115 224V226H114V227L116 228L115 230H116L117 232L121 229V227H122V229H124V230H125V228H126V227L124 226L123 222H121ZM136 223H137V222H136ZM178 223H175L174 220H173L172 218L170 219V221H168V224H169L170 228H172L171 231L173 232V230H175V235H176L177 239H178V240H181V238H182V237H186V235H187V237H188V232H187V231H186V232L184 231V233H186V234H183V232H181V230H182L183 227L180 228V227H177V226H174V225H173V224H178ZM185 223H186V222H184V224H185ZM80 224H81L82 227H84V225H83L82 223H80ZM184 224H182V225H184ZM87 225H88V224H87ZM107 225H108V226H107ZM119 225H122V226H119ZM135 225H136V224H135ZM106 226H107V227H106ZM111 226H112V225H111ZM123 226H124V228H123ZM119 228H120V229H119ZM127 228H128V227H127ZM201 228H202V227H201ZM206 228H207V227H206ZM206 228H205V231H206V232H207L208 230L211 231L210 228H209V229H208V228L206 229ZM109 229H111V228H109ZM122 229H121V230H122ZM94 230H97V232H95ZM103 230H104V231H103ZM113 230H114V229H113ZM126 230H127V229H126ZM126 230H125V235L127 234V233H126ZM198 230H199V229H197L196 232H200V231H201V230H200V231H198ZM93 231H94L95 233H93ZM111 231H112V230H111ZM111 231H110V233H111ZM101 232H102V233H101ZM107 232H109V231H107ZM112 232H114V231H112ZM117 232H115V233H117ZM121 232L124 234L123 231H121ZM121 232H119V233H121ZM115 233H114L115 236H117V235L119 236V235H120L119 238L122 237V238H123L122 240H126V238L124 239V237L121 236L122 233H121V234H118V233H117V235H116ZM200 233H201V232H200ZM105 234H106V233H105ZM105 234H104V235H105ZM123 234H122V235H123ZM173 234H174V233H173ZM108 235H109V233H108ZM108 235H105V237H106V236L109 237ZM112 235H113V234H112ZM112 235L110 234V238H112V237H111ZM184 235H185V236H184ZM118 236H117V237H114V238H118ZM172 236H174V235H172ZM189 236H190V233H189ZM76 237L78 238L79 236H75L74 239H76ZM95 237H96V236H95ZM187 237H186V238H187ZM81 238H82V237H80V239H79V240H80V244H79V242L77 241L79 245H78L77 242L75 241V244L78 245L79 248H81V245H82V247H85V246H86V243H84V240H81ZM91 238H92V237H91ZM114 238H113V239H114ZM186 238H183V240H184V239L186 240ZM190 238H191V237H190ZM74 239H73L72 241H74ZM104 239H107L105 242L109 241L108 238H104ZM104 239H103V240H104ZM113 239H112V240H113ZM196 239H197L196 237L193 239V241H194L193 243H196V242H197ZM76 240H78V239H76ZM99 240H101V239H99ZM114 240H115V239H114ZM185 240H184V241H185ZM70 241H71V240H70ZM70 241L67 240L66 242H67V244H70V243H71L70 245H71V247H72L73 243H72V241H71V242H70ZM110 241H111V240H110ZM110 241H109V242H110ZM187 241H190V240H187ZM96 242H97V241H96ZM98 242H100V241H98ZM64 244H65V246L67 247V244H66V243H64ZM94 244L96 245L95 242H94ZM103 244H104V242H103ZM110 244H111V243H110ZM70 245H68V247H69ZM91 245L93 246V243H92ZM91 245H90V246H91ZM97 245H98V243H97ZM104 245H105V244H104ZM106 245H107V243H106ZM73 246H74V245H73ZM87 248H88V247H87ZM71 249H72V248H71ZM83 249H85V248H83ZM83 249L81 248V250H83ZM88 249H89V248H88ZM88 249H86V250H88ZM165 250H166V244L163 243V244L159 247V253H160V254H164ZM62 262H63V260L60 261V263H62ZM70 263H71V262H70ZM75 263H76V261H75ZM147 264H149V262H148ZM243 264H244V263H243ZM258 264H261V261H259Z\"/></svg>",
    "mask_w": 264,
    "mask_h": 264
}]
</instances>
